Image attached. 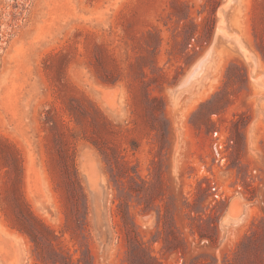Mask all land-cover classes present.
I'll return each instance as SVG.
<instances>
[{
	"label": "rangeland",
	"instance_id": "rangeland-1",
	"mask_svg": "<svg viewBox=\"0 0 264 264\" xmlns=\"http://www.w3.org/2000/svg\"><path fill=\"white\" fill-rule=\"evenodd\" d=\"M0 264H264V0H0Z\"/></svg>",
	"mask_w": 264,
	"mask_h": 264
},
{
	"label": "trees",
	"instance_id": "trees-1",
	"mask_svg": "<svg viewBox=\"0 0 264 264\" xmlns=\"http://www.w3.org/2000/svg\"><path fill=\"white\" fill-rule=\"evenodd\" d=\"M32 219H34V221H35V218H32ZM37 223V222H36ZM39 225V227H42V228H44L43 226H41V224H38ZM25 232H28V231H25ZM31 236V235H30Z\"/></svg>",
	"mask_w": 264,
	"mask_h": 264
}]
</instances>
